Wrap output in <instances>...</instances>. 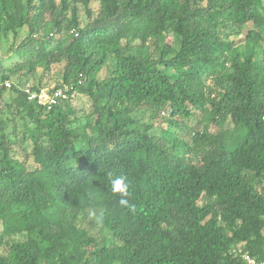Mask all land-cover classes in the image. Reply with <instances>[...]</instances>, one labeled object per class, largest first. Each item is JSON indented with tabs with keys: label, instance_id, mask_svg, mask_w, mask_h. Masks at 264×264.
Listing matches in <instances>:
<instances>
[{
	"label": "trees",
	"instance_id": "trees-1",
	"mask_svg": "<svg viewBox=\"0 0 264 264\" xmlns=\"http://www.w3.org/2000/svg\"><path fill=\"white\" fill-rule=\"evenodd\" d=\"M237 248L264 262V0H0V264Z\"/></svg>",
	"mask_w": 264,
	"mask_h": 264
},
{
	"label": "built area",
	"instance_id": "built-area-1",
	"mask_svg": "<svg viewBox=\"0 0 264 264\" xmlns=\"http://www.w3.org/2000/svg\"><path fill=\"white\" fill-rule=\"evenodd\" d=\"M5 85L7 87H10L9 83H6ZM24 92L27 95V99L29 101H36L38 105L47 107L56 104L59 99L65 98V93L63 92V90H56L53 94H48L45 91L35 93L26 88ZM234 253H236V255H238L245 264H264V262L258 261L249 253L243 251L241 248H237V250H234Z\"/></svg>",
	"mask_w": 264,
	"mask_h": 264
},
{
	"label": "clouds",
	"instance_id": "clouds-1",
	"mask_svg": "<svg viewBox=\"0 0 264 264\" xmlns=\"http://www.w3.org/2000/svg\"><path fill=\"white\" fill-rule=\"evenodd\" d=\"M111 192L118 197V204L122 208H133L134 205L130 203L129 183L127 177L124 175L112 176L110 174ZM95 216V212L91 213Z\"/></svg>",
	"mask_w": 264,
	"mask_h": 264
},
{
	"label": "rangeland",
	"instance_id": "rangeland-1",
	"mask_svg": "<svg viewBox=\"0 0 264 264\" xmlns=\"http://www.w3.org/2000/svg\"><path fill=\"white\" fill-rule=\"evenodd\" d=\"M253 28V26H252V24H247L246 26H245V28H244V33H243V35H245L246 33H247V31H251V29ZM252 32V31H251ZM55 73H57V72H55ZM104 76H105V72H104V70H102L101 72H100V74H99V77L100 78H104ZM7 83H9L10 85H11V83L10 82H7ZM6 84V83H5ZM5 87L8 89L9 87H7L6 85H5ZM73 103H74V105H77L78 107H81L82 109H84V113H86V114H90V111H91V104H90V102L86 99V98H84V97H81V96H76L74 99H73ZM146 117V115H144L143 116V119H146L145 118Z\"/></svg>",
	"mask_w": 264,
	"mask_h": 264
}]
</instances>
